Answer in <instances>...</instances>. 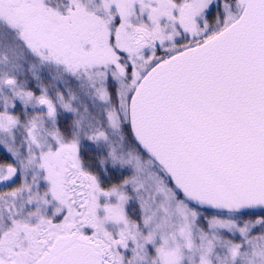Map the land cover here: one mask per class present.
I'll return each mask as SVG.
<instances>
[{"label":"snow or ice","instance_id":"snow-or-ice-1","mask_svg":"<svg viewBox=\"0 0 264 264\" xmlns=\"http://www.w3.org/2000/svg\"><path fill=\"white\" fill-rule=\"evenodd\" d=\"M0 264H264V0H0Z\"/></svg>","mask_w":264,"mask_h":264}]
</instances>
